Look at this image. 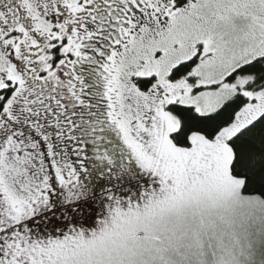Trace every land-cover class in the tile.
I'll use <instances>...</instances> for the list:
<instances>
[{
  "label": "snow or ice",
  "instance_id": "obj_1",
  "mask_svg": "<svg viewBox=\"0 0 264 264\" xmlns=\"http://www.w3.org/2000/svg\"><path fill=\"white\" fill-rule=\"evenodd\" d=\"M0 264H264V0H0Z\"/></svg>",
  "mask_w": 264,
  "mask_h": 264
}]
</instances>
